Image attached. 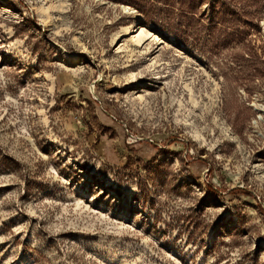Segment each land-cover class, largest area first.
<instances>
[{
	"label": "rangeland",
	"instance_id": "obj_1",
	"mask_svg": "<svg viewBox=\"0 0 264 264\" xmlns=\"http://www.w3.org/2000/svg\"><path fill=\"white\" fill-rule=\"evenodd\" d=\"M133 2L0 0V264H264V0Z\"/></svg>",
	"mask_w": 264,
	"mask_h": 264
},
{
	"label": "trees",
	"instance_id": "obj_2",
	"mask_svg": "<svg viewBox=\"0 0 264 264\" xmlns=\"http://www.w3.org/2000/svg\"><path fill=\"white\" fill-rule=\"evenodd\" d=\"M232 1L234 2V0H134L133 6L148 19L152 18L147 10H150L151 14L153 11H161L167 19V27L172 25L170 30L178 41L191 39L198 46L203 38L202 22L207 20L214 24L213 26H217L207 28V42L225 46L235 41L244 45V34L238 28H234L239 14L231 8ZM205 5L209 7L210 12L202 9ZM233 57L238 58L236 55Z\"/></svg>",
	"mask_w": 264,
	"mask_h": 264
},
{
	"label": "bare ground",
	"instance_id": "obj_3",
	"mask_svg": "<svg viewBox=\"0 0 264 264\" xmlns=\"http://www.w3.org/2000/svg\"><path fill=\"white\" fill-rule=\"evenodd\" d=\"M126 31V30H125ZM135 32H137V37L138 38H140V39H142L143 37V30H142V28L141 27H138L136 30H135ZM154 39H155V36H154ZM69 59L71 60V61H73V62H75L76 60H77V57H69Z\"/></svg>",
	"mask_w": 264,
	"mask_h": 264
}]
</instances>
